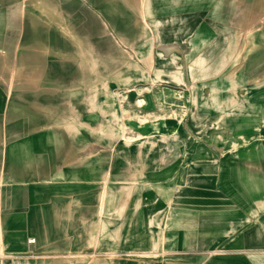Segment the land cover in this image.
I'll return each instance as SVG.
<instances>
[{
    "label": "rangeland",
    "instance_id": "rangeland-1",
    "mask_svg": "<svg viewBox=\"0 0 264 264\" xmlns=\"http://www.w3.org/2000/svg\"><path fill=\"white\" fill-rule=\"evenodd\" d=\"M146 1L145 6L143 5L144 0L143 2L141 0H120V6L110 2L112 4L110 8L114 13L112 15L117 16L111 18L96 16L93 30L79 31V36L67 30L56 33L57 38H62L63 41L68 40L70 44L63 42L68 45L58 48L59 53L55 54L56 57L50 58V69L44 77L51 75L52 78H56V81L60 78L58 86L62 94L55 96L54 102H50V104L58 105L49 104L47 106L46 104V111L32 110L31 113L42 118L49 117L51 120L54 117L55 122L50 123H57V126L27 128L23 135L30 136L31 139L41 136H59L57 142L54 137L46 138L45 144H28L27 139L24 142H18L24 136L22 135L23 128L17 126V121L12 127L15 130L11 132L16 137L15 141L13 143L3 142L8 134L6 126L10 123L12 126L13 121L10 119L7 122L5 106L0 109V153H9L15 158L13 160L15 165L8 177L9 183L7 185L0 183V189L12 190L14 193L12 203L15 205H21L18 201L24 199L23 208L20 209L26 213L30 210L31 215L34 213L35 217L32 218L30 229L24 237L4 241V244H7L5 245L6 251H2L4 244L0 241V264H186L187 262L202 264V257L196 255L199 252L197 249L187 251L179 250L176 246L171 248L172 244L176 245L179 241L175 240L176 236H174V231H171L173 228L170 221L182 211H192L197 216L199 211H202V207L200 209L199 205L192 206L187 200L198 199L202 190L197 182L188 184V177L192 180L193 178L181 173L183 165L179 167L175 165L181 161L174 162L169 158L170 154L180 150V147L183 149L180 151L189 153L206 150L205 145L202 147V141L185 145L182 143L178 145L174 142V137L177 136L180 138L186 135L193 136V124L190 122L192 113H195L193 100H197V96L199 98L204 96L197 94V83L193 85V82L184 78L191 73L189 62L192 63L202 56V4L199 8L201 12L190 16L192 25L190 37L184 42H176L177 44L170 48L171 44L168 47L164 46V43L168 42L156 38L161 32L150 31V26L146 24V12L150 7V0ZM161 2L166 4L170 2L167 6L169 11L173 10L176 5L175 0L156 1V3ZM123 3L125 6H121ZM136 3H143L142 7H131V4ZM113 8L118 9H116L117 14ZM152 10V15L155 17H149V20L156 23L154 26L157 23L162 24L165 17H174V15L166 16L157 12L156 7ZM179 16L176 18H182L181 15ZM240 18L242 17L239 16L238 19ZM183 19H186V16ZM136 20L149 31L143 29L144 31L139 32L138 28L141 26L136 28ZM82 25L85 23L80 24L79 27ZM119 28L126 30H115ZM50 34L47 33V37ZM88 35L89 37L94 36V43L93 46L86 48ZM77 37L80 38V42H84L83 47H80V54L79 52L77 54L76 48L74 54L71 47V42H74ZM175 49L177 51H172ZM141 51L145 57L138 56ZM145 51H148V54ZM155 56L166 59L169 56H175L174 59L179 62L176 66L181 65L184 71L182 83L185 84H169L155 78H151L152 82L137 81V84L136 81L129 80L132 76L146 77L147 80L151 69L155 72L154 63L145 64L142 61L147 59L154 61ZM60 67L63 70L62 73H58ZM193 67L194 64H192ZM118 72L126 75L128 80L118 81L116 79ZM134 73L137 74L133 75ZM198 75H202V64ZM2 84L0 81V86ZM216 84L206 81L204 85L206 88H214ZM43 86L40 85V87ZM74 87L89 88V90L86 100L85 96H83L84 100L82 98L78 100L80 119L78 123L72 125L71 115L69 118L61 119L62 112L58 110L61 108L72 110L75 107L72 103V96L68 94L71 91L70 88ZM24 99L30 100V97ZM45 99L46 97L41 96L38 105H44ZM59 99L62 102L57 101ZM192 109L194 112H191ZM196 118L198 119L197 115ZM19 135L22 137H17ZM31 141H36V139ZM240 146L246 145L238 144L236 147ZM29 149L32 152L31 158L39 155L45 156L44 153L51 155L50 161L47 162V185L55 179L58 184H63L62 187L74 185L76 188V184L82 182L90 186L89 191H82L81 194L80 192L77 194L74 190L64 193L62 197L65 205L62 206L60 193L57 198L49 197L48 204L50 203L52 208L58 207L53 210L59 212L57 218L61 216L62 238L44 239V236L40 235L42 229L39 225V204L37 202L40 185L39 171L33 160H29L31 164L28 166L16 167L21 165L19 157ZM3 161L0 159V164ZM51 169H54L53 171H56L58 175L51 176ZM72 171H84L86 174L78 179L72 175ZM0 174H2L1 170ZM62 175L65 177H61ZM107 187L109 188L108 199L112 206L107 214L111 225L106 236L114 238H103L102 236L103 239L98 240L100 228L103 227L99 214L100 201ZM184 187L189 190L184 191ZM53 194L50 193V195ZM88 195L94 203L93 207L89 208L87 206ZM188 195H191L192 199ZM182 198L187 199L185 204H178L177 202L182 201ZM224 198L227 199L225 196ZM57 199L58 202H56ZM8 201V214L4 216V219L10 218L12 212L17 213L20 210L10 207V198ZM50 207L44 208L46 215L52 213V210H49ZM262 210V208L255 209L254 215L247 208H239L236 215L240 219L237 225L242 232L239 233L240 238L244 234L251 235L252 232L264 230L263 225L258 222L262 216L260 214ZM207 211L210 212V209L208 208ZM23 219L24 216L16 217L15 222H22ZM89 221L94 222V227H91L93 224L89 225L87 230ZM151 223L153 224L150 226ZM77 225L78 230L73 231V227ZM223 226L230 227L229 224ZM190 227L200 228L202 225L194 224ZM253 227L255 230L247 232ZM119 229L122 235L121 240L118 239ZM123 230L126 232L122 233ZM110 231L111 234H109ZM177 234L179 233L176 232L175 235ZM33 240L35 242H32ZM221 242L218 243L226 244V240ZM98 243H100L99 250L96 251ZM247 243L248 241L242 244L243 248L251 251H226L230 255L215 258L222 259V264H264V242L255 239L252 245ZM204 263L215 264L209 261Z\"/></svg>",
    "mask_w": 264,
    "mask_h": 264
},
{
    "label": "crops",
    "instance_id": "crops-1",
    "mask_svg": "<svg viewBox=\"0 0 264 264\" xmlns=\"http://www.w3.org/2000/svg\"><path fill=\"white\" fill-rule=\"evenodd\" d=\"M156 1L150 0V7L147 9L145 22L150 26V31L161 32L156 38L168 42L164 43V46L173 45H170V48L174 47V44H177L176 42H184L190 37V27L192 26L190 16L199 14L201 12L199 8L202 4V56L192 63L189 62L191 65L189 72L191 73L187 77L184 76V78L193 82V85L197 83V94L204 96L202 98L197 96V100H193L195 113L190 114L192 116H190V122L193 126L190 125L194 130L193 136L186 135V137L182 136L181 138L177 136L174 137V142L178 145L179 143L185 145L201 143L202 141V147L205 145L207 151L189 153L180 151L183 150L180 147V150L176 149L177 151L172 152L169 157L174 162L181 161V163L178 162L175 165L178 167L183 165V172L181 173L193 178L192 180L188 177V184L197 182L202 190L198 199H194L195 201L182 198V201L177 203L185 204L187 200L191 202L192 206L199 205L200 209L202 207V211H199L197 216L192 211H182L170 221V225L173 228L171 231H174L175 234L176 232L179 233L177 235L174 234L176 236L175 240L179 241L178 244H172L171 248L176 246L179 250L187 251H196L197 249L199 252L196 255L202 257V264H205V261L222 264V259L215 257L228 255L229 253L226 251H251L243 248L242 244L246 241L251 245L255 239L264 242V0H184L186 1L184 3L181 2L182 0H175L176 5L171 11H169L170 9L167 10L170 2L166 4L165 2L156 3ZM233 1L238 2L234 3ZM110 2L113 1H0V81L3 83L0 86V109L5 106L4 111L6 110L7 112V122L10 119L13 121L12 126L11 123L6 126L8 134L3 142L13 143L15 141L16 137L11 133L15 130V128H12L15 126V121L18 123V127L23 128L22 135L27 128L37 126L54 127L57 124H51L56 120L54 117L51 120L49 117L42 118L36 116L35 113H31L32 110L46 111V104L49 106L50 102H54L53 98L55 96L62 94V90H59L61 88L58 86L60 85V82H58L61 81L60 78L56 81V78H52L51 75L44 77L45 73L47 74L48 69H50V58L56 57L55 54L59 53L58 48L68 45L63 44V42L70 44L68 40L63 41L62 38H57L56 33L67 30L79 36V31L85 30L89 32L93 30L96 16L100 18L117 16L112 15L114 13H112L110 8L112 5ZM146 2L144 0V4H142L145 6ZM113 3L120 6V0H114ZM138 4H131V7H142V4ZM121 6H125V3L121 4ZM154 7H156L157 12L166 16L174 15V17H165L161 22L162 24L157 23L154 26L156 23H153V20H149V17H155L152 15ZM113 9L115 14H117L118 9ZM179 15L182 18H176V16L180 17ZM184 16H186V19H183ZM239 16L242 17L240 20L238 19ZM136 21V28L141 26V28H138L139 32L143 29L147 30L146 27L139 24L138 20ZM83 23H85V25H82L83 28L79 27ZM123 29L115 30H126ZM47 33H51L49 37H47ZM79 40L80 38L77 37L74 42H71L74 54L76 52L75 48L77 49V54L78 52L80 54V47H83L84 42ZM93 40L94 36L89 37L88 35L86 48L93 46ZM124 42L126 43V41ZM172 51L170 50V53ZM145 52L148 54V51ZM138 56L145 57V54L141 51ZM174 58L175 56H169L167 59L155 56L154 61L149 59L142 61L145 64L154 63V67L153 65L152 67L155 72L151 69L147 80L146 77L138 78L136 76L129 77V80L136 81L137 84V81H140V83L152 82L151 78H155L169 84L181 85L183 84L182 73L184 71L181 65L176 66L179 62ZM87 61L89 60L87 59ZM192 64H194L193 68ZM201 64L202 75L199 76L198 71ZM58 71V73L63 72L61 67ZM136 74L134 73L133 75ZM116 79L125 82L128 77L118 72ZM206 81L212 84L218 82V84L214 85V88H206V85H204ZM29 84L32 86H27ZM40 85L44 86L40 87ZM70 89L71 91L68 94L72 96V103L75 104V107L72 110L71 108L70 110L61 108L58 111L62 112L61 119L69 118V115H71L70 120L73 122L72 125H74L80 119L78 100L79 98L83 99V96H87L89 88L80 89V87H74ZM41 96L48 99H45L44 105H38V100ZM22 97H30V100ZM32 100H34L33 103ZM57 101L62 102L60 99ZM50 105L56 106L58 104ZM191 112H194V109ZM46 114L48 115V112ZM23 136H17L22 137L18 142H24L27 139L28 144H45L46 138L54 137L56 139L55 142L59 138V136H41L39 138L35 137L36 141H31L35 139H31L30 136ZM238 144H245L246 146L238 148L236 147ZM31 153L29 149L21 155L19 157L21 165L16 167L23 168L28 166L31 164L29 160H33L39 171L40 185L38 186L39 199L37 202L39 204V225L40 229H42L40 235L44 236V239L62 238L61 216L57 218L59 212L53 210L58 207L52 208L50 207L51 204H48L50 201L49 197L57 198L58 193H60L62 206L65 205L64 193L74 190L77 194L79 192L81 194L82 191H89L90 186L82 182L81 184L77 183L76 188L74 185L62 187L61 185L63 184H58L55 179L47 185V162L50 161L51 155L44 153L45 156L39 155L36 158H31ZM0 159L4 160L0 164V170L2 171L0 183L7 185L10 171L15 165L13 163L15 158L9 153H0ZM53 170L51 169L50 175H58ZM176 170H179V168H176ZM71 173L78 179L80 177L83 178L86 174L84 171H72ZM69 175L72 176L70 173ZM61 177L65 176L62 175ZM184 188V191L189 190L186 189L187 187ZM108 189V187L104 189L102 193L103 199L100 201L99 214L102 218L103 227L100 228L98 240L111 237L106 236L111 225L107 214L112 206L110 199H108ZM0 191V241H3L4 244V241L8 239L25 236L30 229L34 213L31 215L30 210L26 213V211L20 209L23 208L22 202L24 199L18 201V203L21 202L19 206L12 203L14 193L11 189H0ZM50 193L54 194L50 195ZM188 196L192 199L191 195ZM9 198L10 207L20 210L17 213L12 212L10 218L4 219V216L8 214ZM56 202H58V199ZM87 204L88 208L94 205L89 195ZM46 207H50L49 210H52V213L46 215V210H44ZM240 207L247 208L254 215L255 209H263L260 213L262 216L258 220L263 225V231L252 232L250 233L251 235L244 234L242 238L239 237V233L242 232L237 226L240 223V219L236 214ZM208 208L210 212L207 211ZM19 216H24L23 221L17 220L18 222H15V218ZM120 222L123 223V221ZM89 223L87 230L89 225L93 224L91 227H94V222L91 223L89 221ZM194 224L202 225V227L191 228L190 225ZM228 224L230 225L229 228L223 226ZM75 229L78 230V225L73 227V231ZM251 230H255L254 227L249 228L247 232ZM124 232L126 231L123 230L122 233ZM102 233L105 235H101ZM15 234L20 235L16 236ZM109 234H111V231ZM119 234L118 239L121 240L120 229ZM102 236L103 238H101ZM225 240V245L218 243ZM5 245L7 246V244H4L2 251H6ZM99 245L100 243L97 244L96 251L99 250ZM186 264L191 263L187 262Z\"/></svg>",
    "mask_w": 264,
    "mask_h": 264
},
{
    "label": "built area",
    "instance_id": "built-area-1",
    "mask_svg": "<svg viewBox=\"0 0 264 264\" xmlns=\"http://www.w3.org/2000/svg\"><path fill=\"white\" fill-rule=\"evenodd\" d=\"M33 242H35V240H33Z\"/></svg>",
    "mask_w": 264,
    "mask_h": 264
},
{
    "label": "bare ground",
    "instance_id": "bare-ground-1",
    "mask_svg": "<svg viewBox=\"0 0 264 264\" xmlns=\"http://www.w3.org/2000/svg\"><path fill=\"white\" fill-rule=\"evenodd\" d=\"M33 242V241H32Z\"/></svg>",
    "mask_w": 264,
    "mask_h": 264
}]
</instances>
